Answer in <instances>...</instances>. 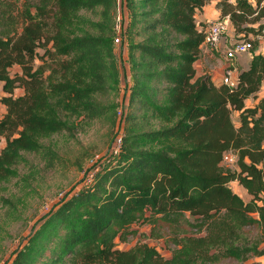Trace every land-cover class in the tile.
<instances>
[{
  "label": "trees",
  "instance_id": "1",
  "mask_svg": "<svg viewBox=\"0 0 264 264\" xmlns=\"http://www.w3.org/2000/svg\"><path fill=\"white\" fill-rule=\"evenodd\" d=\"M120 1L0 0V180L19 176L28 153L52 166L51 137L81 116L122 133L116 151L87 157L5 264H264V94L246 103L264 79L258 39L236 84H216L195 69L205 38L195 15L209 0ZM217 6L236 32L264 41V0ZM113 91L123 102L104 101ZM142 225L168 253L130 243Z\"/></svg>",
  "mask_w": 264,
  "mask_h": 264
},
{
  "label": "rangeland",
  "instance_id": "2",
  "mask_svg": "<svg viewBox=\"0 0 264 264\" xmlns=\"http://www.w3.org/2000/svg\"><path fill=\"white\" fill-rule=\"evenodd\" d=\"M118 2L121 3L120 0ZM125 14L122 4L121 6L119 4L116 10V27L118 31L120 22H122ZM203 24L205 25L206 23ZM230 28L234 29V25H230ZM244 33L234 30L235 39H238ZM246 34H251L252 40L256 39L252 31ZM117 36L119 39L120 34ZM38 50L41 51V49ZM115 52L119 65L123 67L127 51L119 40L117 41ZM39 62V59L35 60V63ZM233 62L236 64L235 58ZM17 68H19L18 65L14 66L13 70ZM21 91V88L15 89V93H20ZM0 93H2L1 88ZM104 101L123 102L121 92L115 93L113 91L108 93ZM3 110L4 106L0 103V111ZM232 117L236 119L235 112L232 113ZM116 130V121L111 122L105 117L101 119H83L81 116L75 121L70 134L60 133L51 137V143L58 153V158L52 166H47L40 155L28 153L26 155L27 161L19 165V176L0 180V264H5L13 250L22 241L24 242L25 236L30 233L35 224L40 222L39 219L43 216L46 209L57 201L70 186L76 184L82 178L84 173L82 165H85V167L86 164L88 165L86 163L87 157L91 155L93 157L92 160H94L108 153ZM3 144L4 140L2 139L0 147ZM224 163L235 166V163L229 161ZM229 185L244 199L250 197L244 188H241L240 185L239 187L237 186V182L230 181ZM147 231V226H140L139 232L130 239V243L135 242L137 239H146L155 243L161 252L168 253L167 250L169 249L162 240H150L146 237ZM130 243L123 242L120 245L125 247L130 245ZM234 263L236 262L228 261L224 264Z\"/></svg>",
  "mask_w": 264,
  "mask_h": 264
},
{
  "label": "crops",
  "instance_id": "3",
  "mask_svg": "<svg viewBox=\"0 0 264 264\" xmlns=\"http://www.w3.org/2000/svg\"><path fill=\"white\" fill-rule=\"evenodd\" d=\"M217 1L218 0H209V2L206 3L202 7L201 10L197 11L195 16H196V21L198 23L199 28H203L205 30L207 23L210 20H215L219 17L220 10H219V7L217 6ZM203 23H206V24L204 25ZM256 38L258 39V45H257L256 50L264 51V41L261 35H256ZM235 40L236 39H235L234 29H232V30H229L228 33L221 35L217 49H211L207 44L203 42L201 46V55L195 61L196 75L209 72L212 76L214 83L221 84L222 77L224 75L226 67H231V68L235 67L234 74L237 73L238 69L246 68L252 57V50L250 52L237 53L233 57H229L227 54V51L230 49L231 45H233ZM234 58L236 59V64L235 62H233ZM0 88H1V83H0ZM1 91L3 93L2 88H1ZM2 93H0V95ZM257 93H258L257 98L250 97L246 100V103L252 104L261 95L264 94V79ZM235 114H236V111H235ZM231 182H237V181L231 180ZM239 185L240 184L237 182L238 187ZM240 186L241 188H244L242 185Z\"/></svg>",
  "mask_w": 264,
  "mask_h": 264
},
{
  "label": "built area",
  "instance_id": "4",
  "mask_svg": "<svg viewBox=\"0 0 264 264\" xmlns=\"http://www.w3.org/2000/svg\"><path fill=\"white\" fill-rule=\"evenodd\" d=\"M249 1L254 2L253 0ZM230 25L231 22L228 15L218 17L215 20H210L205 28L204 43L207 44L211 49H217L221 35L228 33L229 30H232L230 28ZM251 38V34L240 35V37L233 43V46H231L227 51L228 56L233 57L237 53L250 52L252 47ZM116 41H118V38H116ZM234 68L235 67H226L224 75L222 77V82L227 84L228 86H234L237 82L236 74H234ZM118 114H120V110H118ZM121 140L122 133L119 132L114 137L110 150L116 151L121 144ZM235 159L236 155L232 151L225 152L223 156L224 162L229 161L231 163H235Z\"/></svg>",
  "mask_w": 264,
  "mask_h": 264
}]
</instances>
